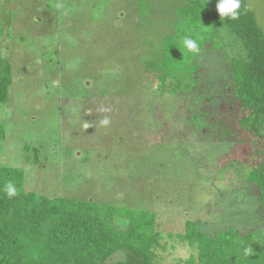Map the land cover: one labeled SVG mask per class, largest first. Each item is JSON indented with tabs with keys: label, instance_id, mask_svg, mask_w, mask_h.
Segmentation results:
<instances>
[{
	"label": "rangeland",
	"instance_id": "1",
	"mask_svg": "<svg viewBox=\"0 0 264 264\" xmlns=\"http://www.w3.org/2000/svg\"><path fill=\"white\" fill-rule=\"evenodd\" d=\"M185 2L0 0L13 80L0 106V166L22 169L26 192L154 213L160 264L195 254L168 237L183 234L188 220L208 235L263 227L257 192L245 181L262 145L244 133L222 141L211 126L224 119L238 131L223 56L240 53L241 41L223 25L226 52L220 45L202 54L212 75L201 72L185 92L172 94L167 80L164 94L153 89L163 41L196 22ZM244 2L264 37V0Z\"/></svg>",
	"mask_w": 264,
	"mask_h": 264
},
{
	"label": "trees",
	"instance_id": "2",
	"mask_svg": "<svg viewBox=\"0 0 264 264\" xmlns=\"http://www.w3.org/2000/svg\"><path fill=\"white\" fill-rule=\"evenodd\" d=\"M139 4L140 12L147 14L143 3ZM216 4L217 0H186L184 15L196 22L163 41L165 54L152 77L153 89L164 94L167 80L172 84V94L185 92L198 87L201 72L212 75L202 54L217 51L220 45L226 52L227 43L219 38L223 25L241 41L240 53L223 56L228 57L225 73L229 71L233 79L238 131L230 132L224 119H214L211 126H218L222 141L244 133L253 144L262 145L253 154L260 160L247 167L245 181L257 192L263 227L240 234L229 226L208 235L188 220L183 234L168 237L195 251L177 264H264V37L244 0L236 20H222ZM2 26L0 22V106L8 103L13 84L12 66L8 57L2 55ZM185 36L198 41V54L183 49ZM4 139L5 130L0 123V142ZM241 141L238 139L237 143ZM220 171L224 172L225 167ZM9 181L18 192L11 199L3 192ZM116 219L124 220L126 228H117ZM161 239L157 216L152 212L26 192L22 169L0 166V264H160L156 248ZM249 246L253 251L245 256L243 249Z\"/></svg>",
	"mask_w": 264,
	"mask_h": 264
},
{
	"label": "clouds",
	"instance_id": "3",
	"mask_svg": "<svg viewBox=\"0 0 264 264\" xmlns=\"http://www.w3.org/2000/svg\"><path fill=\"white\" fill-rule=\"evenodd\" d=\"M54 7L57 10H61L64 8V5L61 3H57L54 5ZM240 9H241V0H217L216 11L218 12L222 20L229 18L232 20L238 19L240 15ZM182 47L184 50H186V53H191L193 55L198 54L200 51V45L198 41L188 36L184 37L182 41ZM108 123H109L108 119H104L103 121H101L102 125H107ZM3 192L10 199L17 196L18 194L15 184L11 181L5 183L3 187ZM252 251L253 249L251 246L245 247L243 249L245 256L250 255Z\"/></svg>",
	"mask_w": 264,
	"mask_h": 264
}]
</instances>
